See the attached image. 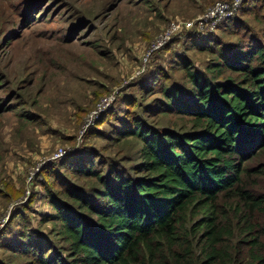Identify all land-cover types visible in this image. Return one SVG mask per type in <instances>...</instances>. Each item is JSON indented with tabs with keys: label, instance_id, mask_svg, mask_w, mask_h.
<instances>
[{
	"label": "rangeland",
	"instance_id": "rangeland-1",
	"mask_svg": "<svg viewBox=\"0 0 264 264\" xmlns=\"http://www.w3.org/2000/svg\"><path fill=\"white\" fill-rule=\"evenodd\" d=\"M220 1L0 0V264H26L47 244L60 251L48 189H95L91 164L135 177L141 144L124 134L134 121L189 128L162 113L161 91L186 95L184 68L220 80L219 51L264 47V0H242L212 32L181 31L142 62L170 22Z\"/></svg>",
	"mask_w": 264,
	"mask_h": 264
},
{
	"label": "trees",
	"instance_id": "trees-1",
	"mask_svg": "<svg viewBox=\"0 0 264 264\" xmlns=\"http://www.w3.org/2000/svg\"><path fill=\"white\" fill-rule=\"evenodd\" d=\"M211 71L220 80L184 68L182 100L161 91L162 113L188 129L126 128L141 144L135 177L91 164L95 189L47 190L60 251L26 264H264V47L219 51Z\"/></svg>",
	"mask_w": 264,
	"mask_h": 264
},
{
	"label": "built area",
	"instance_id": "built-area-1",
	"mask_svg": "<svg viewBox=\"0 0 264 264\" xmlns=\"http://www.w3.org/2000/svg\"><path fill=\"white\" fill-rule=\"evenodd\" d=\"M242 0H229L215 2L204 12L194 18L191 21H178L170 22L164 29V31L158 36V38L150 46L148 53L143 58L145 64L151 57V55L165 45L170 38L175 34H180L181 31H192L195 33H208L216 29L217 25L230 17H232L238 10ZM142 70L136 72L139 75ZM64 151H59L54 159H61L65 154ZM64 154V155H63Z\"/></svg>",
	"mask_w": 264,
	"mask_h": 264
}]
</instances>
